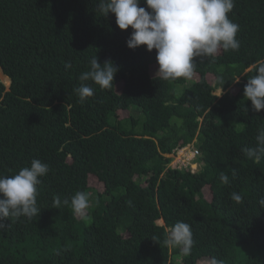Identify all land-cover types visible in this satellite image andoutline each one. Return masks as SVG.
<instances>
[{"label": "trees", "instance_id": "trees-1", "mask_svg": "<svg viewBox=\"0 0 264 264\" xmlns=\"http://www.w3.org/2000/svg\"><path fill=\"white\" fill-rule=\"evenodd\" d=\"M99 2L0 0V176L49 167L38 214L0 219V264H264V158L243 151L264 129L244 97L264 61V0H234L239 48L194 57L192 78L175 81L156 77L155 49L127 47L131 27ZM95 56L117 68L111 88L80 81ZM81 83L94 89L83 102ZM185 147L196 172L169 165ZM178 221L191 226L187 255L163 244Z\"/></svg>", "mask_w": 264, "mask_h": 264}, {"label": "clouds", "instance_id": "clouds-1", "mask_svg": "<svg viewBox=\"0 0 264 264\" xmlns=\"http://www.w3.org/2000/svg\"><path fill=\"white\" fill-rule=\"evenodd\" d=\"M143 2L150 11L140 6L141 0H100L98 7L104 16L115 15L119 29L127 30L131 27L132 32L126 42L128 48L135 49L145 45L148 51L156 50V77L161 80L191 79L195 66L194 57H212L221 48L227 51L236 50L240 46L237 39L239 25L232 22L228 16L234 7V0ZM65 67L70 68L71 64L66 63ZM252 70L255 74L248 79L244 87V97L251 101V110L258 113L264 109V61L255 62ZM116 71L117 68L111 62L106 61L101 65L95 56L90 61V70L82 73L79 79L82 82L90 80L100 88L108 89L113 86ZM75 92L83 102L93 96L94 89L81 83ZM256 141V147L244 148L243 151L248 158L259 161L264 158V129L259 131ZM48 171L47 164L33 159L30 167L20 169L17 174L0 176V219L9 215H23L29 218L37 215L36 186L40 183V177L45 176ZM220 180L227 184L229 177L221 174ZM231 198L237 203H241L243 199L236 192L231 194ZM54 203H61L59 197L54 199ZM259 205L264 207V197L260 198ZM71 206L75 213H81L88 207L87 195L77 192L71 198ZM163 244L180 247L185 255L189 254L193 245L191 226L183 221L176 222ZM211 264L223 262L212 259Z\"/></svg>", "mask_w": 264, "mask_h": 264}, {"label": "rangeland", "instance_id": "rangeland-1", "mask_svg": "<svg viewBox=\"0 0 264 264\" xmlns=\"http://www.w3.org/2000/svg\"><path fill=\"white\" fill-rule=\"evenodd\" d=\"M2 73H0V78ZM2 82V80H0ZM3 83V82H2ZM9 85V84H8ZM8 85L5 86L8 89ZM217 96H220L222 92L217 90L215 92ZM197 155H194V151L190 147H185L182 151L170 154L167 157L171 159L170 166L176 169H185L188 168L193 172H196L199 169V165L196 162ZM159 225H162V222H158Z\"/></svg>", "mask_w": 264, "mask_h": 264}, {"label": "bare ground", "instance_id": "bare-ground-1", "mask_svg": "<svg viewBox=\"0 0 264 264\" xmlns=\"http://www.w3.org/2000/svg\"><path fill=\"white\" fill-rule=\"evenodd\" d=\"M4 82L7 84L9 82V79L8 78H5L4 79Z\"/></svg>", "mask_w": 264, "mask_h": 264}, {"label": "built area", "instance_id": "built-area-1", "mask_svg": "<svg viewBox=\"0 0 264 264\" xmlns=\"http://www.w3.org/2000/svg\"><path fill=\"white\" fill-rule=\"evenodd\" d=\"M194 155H197V152L196 151H194Z\"/></svg>", "mask_w": 264, "mask_h": 264}, {"label": "water", "instance_id": "water-1", "mask_svg": "<svg viewBox=\"0 0 264 264\" xmlns=\"http://www.w3.org/2000/svg\"><path fill=\"white\" fill-rule=\"evenodd\" d=\"M9 85H10V80H9ZM9 85H8V87H9Z\"/></svg>", "mask_w": 264, "mask_h": 264}]
</instances>
